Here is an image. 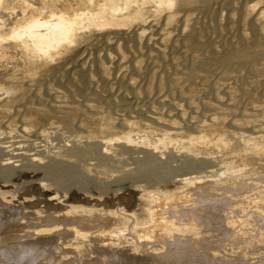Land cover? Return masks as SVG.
I'll list each match as a JSON object with an SVG mask.
<instances>
[{"label": "bare ground", "instance_id": "6f19581e", "mask_svg": "<svg viewBox=\"0 0 264 264\" xmlns=\"http://www.w3.org/2000/svg\"><path fill=\"white\" fill-rule=\"evenodd\" d=\"M22 172L54 195H0V261L264 264V0H0Z\"/></svg>", "mask_w": 264, "mask_h": 264}, {"label": "rangeland", "instance_id": "374dc122", "mask_svg": "<svg viewBox=\"0 0 264 264\" xmlns=\"http://www.w3.org/2000/svg\"><path fill=\"white\" fill-rule=\"evenodd\" d=\"M61 140H62V137L61 138L57 137V139L52 140V142L50 141L49 144H52V143L55 144ZM45 182L46 181L42 180L39 175L25 173L23 174V177H15L8 183L0 181V195L7 198V200L11 199L10 202L12 204L23 202L24 205H28L32 202L31 201L32 198H30L32 195V188L34 191L35 190L42 191L44 192L45 195H48V196L54 195L53 194L54 191L52 189L49 190L50 187L48 185L46 187L40 186V188H38L40 183L45 185L47 183ZM91 193H93V191H91ZM63 194H65V196L69 198V200H73V196L74 198L82 197V194L78 190H75V189H71L67 192L64 191ZM133 196H134V203H137V200H136L137 194H133ZM5 213L7 214V217L10 216V214H8L6 211ZM0 263L11 264L9 262H6L5 260H1ZM108 264H111V261H109Z\"/></svg>", "mask_w": 264, "mask_h": 264}]
</instances>
